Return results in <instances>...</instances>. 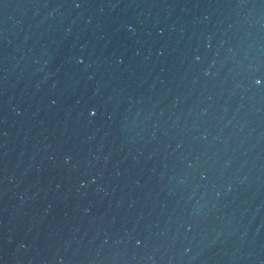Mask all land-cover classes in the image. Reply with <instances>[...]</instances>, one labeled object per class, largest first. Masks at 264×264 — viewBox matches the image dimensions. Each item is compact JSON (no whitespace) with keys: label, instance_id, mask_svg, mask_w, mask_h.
<instances>
[{"label":"water","instance_id":"water-1","mask_svg":"<svg viewBox=\"0 0 264 264\" xmlns=\"http://www.w3.org/2000/svg\"><path fill=\"white\" fill-rule=\"evenodd\" d=\"M0 264H264V0H109L0 166Z\"/></svg>","mask_w":264,"mask_h":264}]
</instances>
